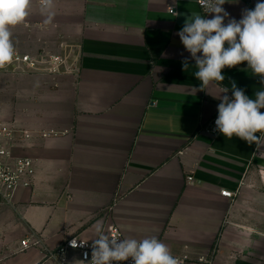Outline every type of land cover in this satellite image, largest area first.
Listing matches in <instances>:
<instances>
[{
	"label": "crops",
	"instance_id": "crops-1",
	"mask_svg": "<svg viewBox=\"0 0 264 264\" xmlns=\"http://www.w3.org/2000/svg\"><path fill=\"white\" fill-rule=\"evenodd\" d=\"M257 2L226 0L224 23ZM54 12L45 24L34 0L11 29L22 52L74 46L79 71L2 77V105L16 90L17 126L55 135L14 150L35 161V176L10 203L0 200V264H56L22 252L21 240L36 234L50 250L71 237L93 241L98 220L123 238L155 236L192 263L264 264V147L210 131L231 83L255 99L260 77L242 62L199 90L177 35L201 14L193 0H55Z\"/></svg>",
	"mask_w": 264,
	"mask_h": 264
},
{
	"label": "clouds",
	"instance_id": "clouds-1",
	"mask_svg": "<svg viewBox=\"0 0 264 264\" xmlns=\"http://www.w3.org/2000/svg\"><path fill=\"white\" fill-rule=\"evenodd\" d=\"M34 0H0V68L11 64L16 54L11 29L25 22L30 15ZM226 0H198L205 14L192 13L177 33L184 48L195 61L194 76L204 90L212 81L223 82L222 69L232 68L247 62L253 75L259 76L264 84V0H258L254 9H245L242 18L230 19L222 7ZM44 23L51 24L55 12V0H38ZM172 11V9H171ZM179 15V14H175ZM227 43V47L225 44ZM201 53L202 55H197ZM183 69H189L188 60L182 62ZM222 84V83H221ZM223 87L222 93H227ZM232 98L220 97L217 130L228 139L236 136L249 145L255 144L257 151L264 147V90L255 92V99L249 98L236 83H231ZM260 135L257 136L256 134ZM96 239L93 240L91 260L88 264H118L129 260L133 264H182L174 257L169 247L157 237L117 238L106 234L104 222L93 225ZM76 247V242H72ZM87 255V254H85Z\"/></svg>",
	"mask_w": 264,
	"mask_h": 264
},
{
	"label": "built area",
	"instance_id": "built-area-1",
	"mask_svg": "<svg viewBox=\"0 0 264 264\" xmlns=\"http://www.w3.org/2000/svg\"><path fill=\"white\" fill-rule=\"evenodd\" d=\"M204 16L203 8L200 7L198 0H193ZM16 49L13 62L4 68H0V85L4 75L17 74H44L56 76L61 74H74L79 71V53L74 46L68 43H60L58 50H52L47 45L36 48L29 52H22ZM218 117V116H217ZM214 118L210 124V131L215 133L217 128ZM55 135L54 132H33L17 124H7L0 122V200L4 203H10L13 193L18 189H29L32 187L35 176V161L29 157L15 156L14 150L25 143L40 137L46 139ZM192 179L189 178L188 181ZM221 196L233 201L237 193L224 191ZM109 235H115L117 238H123L118 227L111 225L106 228ZM76 242V247L72 242ZM93 241L85 240L78 236L67 239L55 250H50L43 242L40 236L29 234L21 240L20 248L22 252L29 250H39L47 259H54L56 264H88L91 260ZM87 254V255H85ZM174 256V255H173ZM182 264H213L211 256H202L192 263L186 256H174ZM118 264H133L131 258L127 261L118 262Z\"/></svg>",
	"mask_w": 264,
	"mask_h": 264
},
{
	"label": "rangeland",
	"instance_id": "rangeland-1",
	"mask_svg": "<svg viewBox=\"0 0 264 264\" xmlns=\"http://www.w3.org/2000/svg\"><path fill=\"white\" fill-rule=\"evenodd\" d=\"M15 48H19L16 45H14ZM14 88V87H13ZM12 86H10V91L12 92V98L9 100V104L4 102L5 105H2V93L3 90H7V88H3L0 85V122L7 123V124H18L17 121V111L14 110V106L12 102H16L17 95H16V90H14ZM5 100V98H4ZM7 101V100H6Z\"/></svg>",
	"mask_w": 264,
	"mask_h": 264
}]
</instances>
